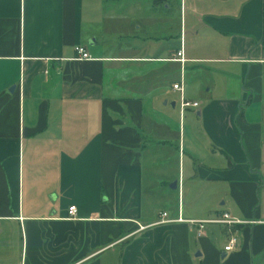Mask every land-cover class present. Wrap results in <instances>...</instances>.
Here are the masks:
<instances>
[{
	"label": "crops",
	"instance_id": "0c3cea01",
	"mask_svg": "<svg viewBox=\"0 0 264 264\" xmlns=\"http://www.w3.org/2000/svg\"><path fill=\"white\" fill-rule=\"evenodd\" d=\"M0 264H264V0H0Z\"/></svg>",
	"mask_w": 264,
	"mask_h": 264
},
{
	"label": "built area",
	"instance_id": "2783aa9c",
	"mask_svg": "<svg viewBox=\"0 0 264 264\" xmlns=\"http://www.w3.org/2000/svg\"><path fill=\"white\" fill-rule=\"evenodd\" d=\"M182 2H184V0H182ZM75 52L77 55V57H76L77 60L89 61L92 59L91 56L87 53L86 49H84L83 47H77L75 49ZM176 57H177V62H179L183 66L186 64L187 60L185 59L183 48L177 53ZM173 89L175 91L179 92V94H180L179 106H180L181 115H183L184 112L189 108H196L197 109L199 107L198 103L187 101V99L185 97V90L181 84L174 85ZM76 213H77L76 207H71L68 211V218L71 220H74ZM166 218H167V214H163L162 215L163 220L160 223L164 224V223L175 222V221H171V220L166 221ZM178 221H182V219L179 218ZM191 223L198 225L200 230H203L205 225H209V224L223 225V226H229V227L243 224V222L236 220L230 214H226V213L223 214L221 216V218H219L218 220L204 221V222H191ZM237 243H238L237 238L232 237L229 241L228 246L225 248V252H231L232 250H234Z\"/></svg>",
	"mask_w": 264,
	"mask_h": 264
},
{
	"label": "rangeland",
	"instance_id": "374dc122",
	"mask_svg": "<svg viewBox=\"0 0 264 264\" xmlns=\"http://www.w3.org/2000/svg\"><path fill=\"white\" fill-rule=\"evenodd\" d=\"M180 110V106H179V104L177 105V107H176V116H177V118H176V120H177V122H178V120H179V115H178V111ZM185 122L187 123L188 122V116L187 115H185Z\"/></svg>",
	"mask_w": 264,
	"mask_h": 264
},
{
	"label": "water",
	"instance_id": "95a60500",
	"mask_svg": "<svg viewBox=\"0 0 264 264\" xmlns=\"http://www.w3.org/2000/svg\"><path fill=\"white\" fill-rule=\"evenodd\" d=\"M14 90V88H12L11 90H10V92H12ZM173 105V104H172ZM176 187H177V182H174V184L170 187L171 189H176Z\"/></svg>",
	"mask_w": 264,
	"mask_h": 264
}]
</instances>
